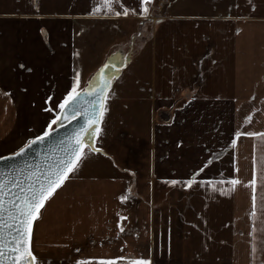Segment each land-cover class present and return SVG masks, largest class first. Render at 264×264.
Wrapping results in <instances>:
<instances>
[{
  "label": "crops",
  "instance_id": "1",
  "mask_svg": "<svg viewBox=\"0 0 264 264\" xmlns=\"http://www.w3.org/2000/svg\"><path fill=\"white\" fill-rule=\"evenodd\" d=\"M146 6L145 16L139 0H0V157L53 129L72 83L85 86L79 47L153 26L132 61L140 84L148 75L149 178L133 183L92 153L94 165L82 163L39 215L34 254L66 264H264V0Z\"/></svg>",
  "mask_w": 264,
  "mask_h": 264
},
{
  "label": "rangeland",
  "instance_id": "2",
  "mask_svg": "<svg viewBox=\"0 0 264 264\" xmlns=\"http://www.w3.org/2000/svg\"><path fill=\"white\" fill-rule=\"evenodd\" d=\"M162 11L154 12L155 17L158 18L155 21L164 17V12ZM138 27L136 30L132 26L134 32L126 42L116 43L119 38H116L115 34H111V40L110 37H105L103 34H100L99 37L96 34V37L89 41V47L85 51L79 47L77 54V77L81 76L82 73H88V75L90 74L88 77H90L110 54L118 50L126 52L130 46L131 39L138 36L142 28L144 30V37L138 39L134 44L133 60L137 58L142 46L148 42H145V39L147 36L151 37V30H153L151 29L153 26L144 27L142 25ZM130 29L126 27V30ZM112 41L115 44L112 45ZM138 64V60L130 64L116 80L113 88L108 93L102 126L96 139V148L102 150L104 153L92 152L89 148H84L83 152L85 155L69 176L76 175L82 163L87 162L90 165H94V160L92 161L91 156H94L92 153H97V156L105 159L104 162L116 165L117 171L114 172H121L129 177L133 183L142 184L149 178L151 150L150 115L149 107L146 106L149 92L147 90L148 86L145 83V79L148 80V75L144 74L142 83L140 84V74L137 71L136 73L133 72ZM88 79L86 78V80ZM33 255L36 257L35 264H66L51 260L48 252L39 248H37L35 254L33 250Z\"/></svg>",
  "mask_w": 264,
  "mask_h": 264
},
{
  "label": "water",
  "instance_id": "3",
  "mask_svg": "<svg viewBox=\"0 0 264 264\" xmlns=\"http://www.w3.org/2000/svg\"><path fill=\"white\" fill-rule=\"evenodd\" d=\"M135 42L136 37H133L126 52L118 50L110 54L103 64L90 76L82 88L87 89L90 85H94L92 88L93 92L98 91V86L102 84L103 79L105 77L110 78L109 86L104 93L105 99L99 105L95 106L97 116L94 117L91 115L93 111L91 102L96 99V96L85 94L77 101L75 106L69 105L66 112H60V115H66L67 119H61L58 123H55L49 135L44 136L42 140L32 143L23 154L17 156L10 154L4 156V159H0V181L8 184V191L10 193H13L15 197L21 196V189L28 188L31 184L36 183L35 177H40L41 174L47 175L50 168H56L62 161L66 162L68 155L72 152V145L76 142L77 138L83 141L84 148H89L92 152L104 153L102 150L96 148V139L102 126L107 96L116 80L132 63ZM105 65H108V67L105 68ZM112 65H115V67H112ZM102 68H104V73L99 75ZM73 107L78 108L75 115L72 114ZM92 120H96L97 123L89 127L88 122ZM93 148L96 151H93ZM70 173H68L67 177ZM14 185H19V187H14ZM60 187L55 189L52 196ZM51 197L45 201L43 207L39 209L38 216L33 220L32 237L29 245L32 253V241L36 221ZM7 199L8 197H5L6 201ZM5 220H7V216H5ZM3 235L7 246L4 247V255L0 257V260H2V264H12L13 256L9 252L11 238L9 237V229L7 227H5Z\"/></svg>",
  "mask_w": 264,
  "mask_h": 264
},
{
  "label": "snow or ice",
  "instance_id": "4",
  "mask_svg": "<svg viewBox=\"0 0 264 264\" xmlns=\"http://www.w3.org/2000/svg\"><path fill=\"white\" fill-rule=\"evenodd\" d=\"M139 6L144 8V11L140 13L141 15L148 14V8L146 6V0H139ZM116 15H120L121 12H116ZM123 14H127V10L123 11ZM108 65H105L107 68ZM115 67V65H112ZM104 73V68L100 70V74ZM98 75V79H99ZM110 82L109 77L103 79L102 84L98 86V91L93 92L92 88L94 85H90L87 89H82L78 91V78L75 80L70 90L66 93L63 100L59 103L58 108L60 112H66L69 105L75 106L77 101L85 94L94 95V99L91 104L93 106L92 116H97L95 111V106L99 105L103 99H105V90L108 88ZM78 111L77 107L72 108V114L75 115ZM61 119H67V116L58 114L56 119L52 121L53 124L58 123ZM89 127L94 126L97 121H89ZM51 129V125H49ZM49 132H45L42 136L38 135L35 140H30L23 147L19 148L18 152H13L11 155L17 156L23 154L25 150L30 147L35 141L42 140L44 136L49 135ZM236 135L239 137L241 133L237 132ZM245 135L256 136L258 133H245ZM233 144L236 143L235 140L232 141ZM84 144L79 138L72 145V152L68 155L66 162L62 161L60 165L56 168H50L47 175L41 174L40 177H35L36 183L31 184L28 188L21 189L22 195L15 197L13 193L8 191V184L4 181H0V257H3V249L7 246V242L4 239L5 227L9 229V237L11 238V246L9 247V252L13 256L12 264H34L36 257L33 255L30 249V241L32 237V224L33 220L39 214V209L43 207L45 201L52 196L56 188L60 187L66 179L69 172L73 171L77 166L78 162L85 155L83 152ZM93 151H96L93 148ZM4 159V157H0ZM32 179V177H30ZM171 183L175 184L176 181L173 180ZM192 181H188L191 184ZM231 185H236L239 183L238 180L232 179L230 181ZM256 176H255V161L253 162V178L248 181V184L252 186V200H253V211L255 210V192H256ZM187 186V185H186ZM14 187H19V185H14ZM222 190V189H221ZM5 197H8L7 201ZM7 205V206H6ZM7 216V220H5ZM123 230V229H121ZM79 251V250H77ZM2 264V260H0ZM77 264H80L78 261ZM106 264H113V261H107ZM133 264H150L149 260L138 259L133 262Z\"/></svg>",
  "mask_w": 264,
  "mask_h": 264
},
{
  "label": "trees",
  "instance_id": "5",
  "mask_svg": "<svg viewBox=\"0 0 264 264\" xmlns=\"http://www.w3.org/2000/svg\"><path fill=\"white\" fill-rule=\"evenodd\" d=\"M142 37H144V30L141 28V30L139 31V35L138 36H136V41L138 40V39H140V38H142ZM149 36H147V38L145 39V42L146 41H149ZM133 54H134V50H133Z\"/></svg>",
  "mask_w": 264,
  "mask_h": 264
}]
</instances>
